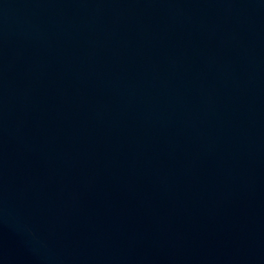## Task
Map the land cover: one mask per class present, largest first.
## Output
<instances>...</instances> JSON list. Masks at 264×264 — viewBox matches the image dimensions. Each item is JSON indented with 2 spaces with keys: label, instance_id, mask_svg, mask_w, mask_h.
I'll list each match as a JSON object with an SVG mask.
<instances>
[{
  "label": "water",
  "instance_id": "obj_1",
  "mask_svg": "<svg viewBox=\"0 0 264 264\" xmlns=\"http://www.w3.org/2000/svg\"><path fill=\"white\" fill-rule=\"evenodd\" d=\"M0 264H264V0H0Z\"/></svg>",
  "mask_w": 264,
  "mask_h": 264
}]
</instances>
